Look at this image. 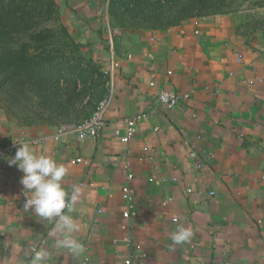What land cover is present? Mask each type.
<instances>
[{"label":"crops","instance_id":"crops-1","mask_svg":"<svg viewBox=\"0 0 264 264\" xmlns=\"http://www.w3.org/2000/svg\"><path fill=\"white\" fill-rule=\"evenodd\" d=\"M57 1L62 22L110 71L107 123L96 137L55 140L58 123L22 127L0 108V148L26 134L42 140L30 143L37 154L66 166L65 187L84 189L70 215L86 253L74 261L49 235L55 218L23 212V173L10 153L0 159V264L41 248L47 264H125L137 244L147 254L140 264H264V6L120 29L108 0ZM162 90L180 96L177 106L159 102ZM139 112L147 117L123 142L115 129ZM176 222L193 237L172 249Z\"/></svg>","mask_w":264,"mask_h":264},{"label":"trees","instance_id":"trees-1","mask_svg":"<svg viewBox=\"0 0 264 264\" xmlns=\"http://www.w3.org/2000/svg\"><path fill=\"white\" fill-rule=\"evenodd\" d=\"M240 0H108L112 28L164 29L233 12ZM264 4V0H260ZM57 0H0V107L21 125L80 122L107 93L108 76L81 51Z\"/></svg>","mask_w":264,"mask_h":264},{"label":"clouds","instance_id":"clouds-1","mask_svg":"<svg viewBox=\"0 0 264 264\" xmlns=\"http://www.w3.org/2000/svg\"><path fill=\"white\" fill-rule=\"evenodd\" d=\"M21 146L15 155L8 160L10 166L15 165L22 173L20 180L24 189V213L33 210L35 215L48 222L55 223L49 235L55 238V247L67 252L74 261L79 262L86 253L85 243L78 238L82 224L71 213L76 211L84 195L79 184L65 187L63 180L68 169L55 158L46 154H37L27 142H18ZM67 209V212H65ZM193 237L191 228L176 222L170 235V248L189 243ZM50 252L46 248L24 251L22 264H47Z\"/></svg>","mask_w":264,"mask_h":264},{"label":"built area","instance_id":"built-area-1","mask_svg":"<svg viewBox=\"0 0 264 264\" xmlns=\"http://www.w3.org/2000/svg\"><path fill=\"white\" fill-rule=\"evenodd\" d=\"M106 14H108V10L106 8ZM196 19V17L194 18ZM197 23V21H196ZM103 72L109 77L110 71L109 69H103ZM180 101V96L175 93L174 91L170 90H162L159 94V102L165 105L166 107L172 109ZM109 106V94L104 96L99 103L97 104L94 111L91 113L89 117L86 119L77 122H62L58 125L56 133L54 134V139L59 140L64 135L68 133H74L78 139H85L87 137H96L99 135L101 130L107 123L106 112ZM147 117V113L139 112L128 116L124 119V125L117 127L115 129V135L119 137L123 142H129L132 137L137 132V124ZM157 130V128H156ZM18 142H27L31 144H39L42 142L41 139L38 138H29L26 134L20 135L18 138L14 139L10 144L7 146L0 148V159L4 158L6 154L15 153L16 150L21 146ZM77 162H84L87 163V160L79 157L76 159ZM132 177V175H129ZM177 179V178H174ZM192 189L189 188L188 191ZM123 197L128 203V209L124 212V217H129L133 213V202L132 197L130 195V189L128 185H125L122 189ZM214 194V192H211ZM101 212V210H99ZM139 251V254L136 258L128 257L125 259V264H140L141 261L146 257V252L143 250L141 244H137L133 246Z\"/></svg>","mask_w":264,"mask_h":264},{"label":"rangeland","instance_id":"rangeland-1","mask_svg":"<svg viewBox=\"0 0 264 264\" xmlns=\"http://www.w3.org/2000/svg\"><path fill=\"white\" fill-rule=\"evenodd\" d=\"M264 4L261 3L260 0H240L236 6L234 7V10H241L244 8H251V7H263ZM59 12H60V7H59ZM81 51L83 54H85L87 57H91L98 65H100L97 61L98 57L96 52H94V48L93 46H90V44H84L83 46H81ZM1 109H3L2 107H0ZM4 110V109H3ZM5 111V110H4ZM6 112V111H5ZM7 114V113H6ZM12 120V119H10ZM13 122H16V124H19L18 121L16 120H12ZM40 124H46V123H40ZM20 125V124H19ZM32 125H36V124H30V125H22L21 126L25 127V126H32ZM50 125V124H49Z\"/></svg>","mask_w":264,"mask_h":264}]
</instances>
